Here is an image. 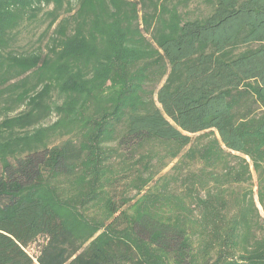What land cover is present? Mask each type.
<instances>
[{
  "label": "trees",
  "instance_id": "16d2710c",
  "mask_svg": "<svg viewBox=\"0 0 264 264\" xmlns=\"http://www.w3.org/2000/svg\"><path fill=\"white\" fill-rule=\"evenodd\" d=\"M0 264H264V0H0Z\"/></svg>",
  "mask_w": 264,
  "mask_h": 264
},
{
  "label": "rangeland",
  "instance_id": "374dc122",
  "mask_svg": "<svg viewBox=\"0 0 264 264\" xmlns=\"http://www.w3.org/2000/svg\"><path fill=\"white\" fill-rule=\"evenodd\" d=\"M196 2H197V1L191 2V4H190V8H189V9H191V10L195 9V8H196ZM32 252H33V251L30 250V253H32Z\"/></svg>",
  "mask_w": 264,
  "mask_h": 264
}]
</instances>
